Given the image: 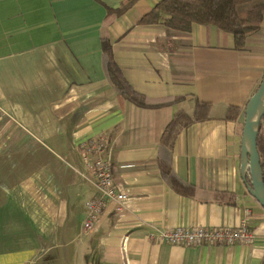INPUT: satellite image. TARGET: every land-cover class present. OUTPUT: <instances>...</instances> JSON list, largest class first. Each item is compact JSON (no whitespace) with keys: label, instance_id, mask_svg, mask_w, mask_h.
<instances>
[{"label":"crops","instance_id":"1","mask_svg":"<svg viewBox=\"0 0 264 264\" xmlns=\"http://www.w3.org/2000/svg\"><path fill=\"white\" fill-rule=\"evenodd\" d=\"M127 1L0 0V264H264V211L241 168L244 107L264 70V10L258 31L235 50L233 36L214 25H136L159 0H132L107 27L114 60L136 92L177 99L140 108L119 103L101 62L105 6ZM196 100L212 104L210 118L180 132L168 168L160 135ZM229 106L241 109L235 121L224 119ZM99 136L128 199L108 202L83 230L97 187L78 146ZM170 170L179 183L165 180ZM196 191L233 193L234 203ZM244 218L250 246L150 237L178 226L235 228Z\"/></svg>","mask_w":264,"mask_h":264},{"label":"trees","instance_id":"2","mask_svg":"<svg viewBox=\"0 0 264 264\" xmlns=\"http://www.w3.org/2000/svg\"><path fill=\"white\" fill-rule=\"evenodd\" d=\"M254 3L253 6L244 11L238 7L245 3ZM132 4V0L121 3L116 8L105 6L106 15L102 24L100 36L101 62L104 75L109 85L114 90L119 103L129 101L140 108H161L171 105L177 99L167 96L150 98L132 89L124 78L121 69L116 64L112 45L108 37L107 27ZM264 0H159L152 8L145 12L136 25L162 24L172 30L189 31L192 24L214 25L223 32L233 36L234 49L240 50L244 47L247 37L258 31L262 21ZM264 79V70L262 74ZM257 90V89H256ZM212 104L196 100L190 113L178 112L163 129L159 142L158 151L163 152L166 160L163 163L166 167L171 165V151L176 137L182 130L190 125L210 118ZM241 109L229 106L224 115L227 121L238 119ZM256 149L259 155L260 168L264 183V114L259 123L256 136ZM162 154V155H163ZM161 160L162 156L158 155ZM165 180L172 185V182L179 183L172 171H164ZM246 187H250L249 175L243 180ZM199 198L214 201L219 204H233L234 194L219 191H196Z\"/></svg>","mask_w":264,"mask_h":264},{"label":"built area","instance_id":"3","mask_svg":"<svg viewBox=\"0 0 264 264\" xmlns=\"http://www.w3.org/2000/svg\"><path fill=\"white\" fill-rule=\"evenodd\" d=\"M79 157L84 169L91 173L97 190L94 196L85 201V217L81 223L83 230H89L102 214L108 202L122 203L128 199L125 193L118 192L112 178L111 163L105 156L102 136L91 138L78 146ZM151 238L171 245H211V246H250L254 234L247 226L246 219L240 220L235 228L175 227L162 229L150 235Z\"/></svg>","mask_w":264,"mask_h":264},{"label":"water","instance_id":"4","mask_svg":"<svg viewBox=\"0 0 264 264\" xmlns=\"http://www.w3.org/2000/svg\"><path fill=\"white\" fill-rule=\"evenodd\" d=\"M264 114V79L244 107V123L241 134L242 179L248 173L250 178L249 194L264 211V183L256 149V136L259 123Z\"/></svg>","mask_w":264,"mask_h":264}]
</instances>
